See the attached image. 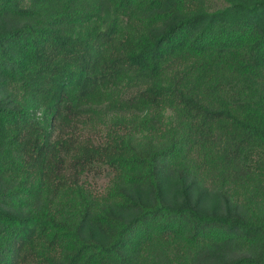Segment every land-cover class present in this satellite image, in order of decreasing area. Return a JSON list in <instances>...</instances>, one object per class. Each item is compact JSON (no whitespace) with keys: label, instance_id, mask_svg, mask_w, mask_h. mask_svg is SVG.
Listing matches in <instances>:
<instances>
[{"label":"trees","instance_id":"obj_1","mask_svg":"<svg viewBox=\"0 0 264 264\" xmlns=\"http://www.w3.org/2000/svg\"><path fill=\"white\" fill-rule=\"evenodd\" d=\"M223 1L0 0V264H264V0Z\"/></svg>","mask_w":264,"mask_h":264},{"label":"rangeland","instance_id":"obj_2","mask_svg":"<svg viewBox=\"0 0 264 264\" xmlns=\"http://www.w3.org/2000/svg\"><path fill=\"white\" fill-rule=\"evenodd\" d=\"M26 4L29 0H23ZM223 0H210V5L219 6L223 3ZM108 129V125L98 122L96 127L86 126L80 130L81 137L88 136L93 141L98 142L102 141L106 138V132ZM112 176L111 170L103 165L98 164L93 166L90 170L84 172L81 175V180L85 184V186L91 188L96 193H103L110 181Z\"/></svg>","mask_w":264,"mask_h":264}]
</instances>
